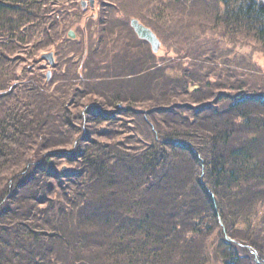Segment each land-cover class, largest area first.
Listing matches in <instances>:
<instances>
[{"label":"trees","instance_id":"trees-1","mask_svg":"<svg viewBox=\"0 0 264 264\" xmlns=\"http://www.w3.org/2000/svg\"><path fill=\"white\" fill-rule=\"evenodd\" d=\"M46 1L0 0V264H165L177 253L181 264H206L211 238L221 236L222 225L235 241L253 248L261 259L258 264H264V243L253 238L257 236L256 224L264 223V199L252 203L263 196L253 187L264 183V155L257 154L260 138H252L255 136L250 129V122L258 124L264 117H259L264 114V92L252 89L254 93L242 101L231 97L229 107L235 116H226L223 124L208 122L204 119L207 114L202 117L199 112L193 114L194 119L172 122L157 145L142 147L114 141L115 130L100 135L93 129L101 127L102 120H113V116L99 112L97 102L104 107L124 103L133 111L152 109L172 115L178 108L167 99L155 102L144 98L148 93V88H143L146 80L142 81L140 72H133L140 61L129 54L132 49L122 48L112 53L115 56L108 63L115 74L97 75L90 64L86 67L92 68L91 72H82L80 86L71 95L66 86L62 98L68 104L64 116L68 127L59 128L62 117L48 107L44 94L39 98L35 88L18 87L21 79L28 78L31 62L20 75L18 68L35 52L49 47L58 56L63 54L59 48L66 41L62 31L66 33L72 21L63 17L47 28L49 25L43 23ZM219 1L227 8L225 17L238 23L264 51V0ZM58 2L64 4V0ZM100 41L101 53L113 48L110 45L122 44L120 40ZM92 45L88 59L97 53ZM84 101L86 105L81 106ZM38 102L44 115L35 122L34 118L40 117L34 110ZM74 103L83 109L81 119L72 115ZM255 106L262 109L256 112ZM209 108L205 106L203 111ZM69 113L73 124L66 121ZM84 120L87 128L80 130L78 124ZM237 121L249 140L237 136L236 141ZM31 125L34 128L25 136L26 127ZM84 132L87 141L81 139ZM18 136L36 142L35 148L22 145ZM50 143L68 153L46 151ZM116 143L125 146L120 150ZM61 158L78 170L62 175L56 169V173L53 167ZM57 176L60 181L77 177L79 183L59 193L52 188ZM46 187L57 192V201L40 196ZM15 196L19 199L14 200ZM181 199L184 209L179 211ZM28 204L24 213L17 211L19 205ZM44 214L46 224L41 221ZM220 240L219 264H249L241 261L242 249L223 237Z\"/></svg>","mask_w":264,"mask_h":264},{"label":"rangeland","instance_id":"rangeland-1","mask_svg":"<svg viewBox=\"0 0 264 264\" xmlns=\"http://www.w3.org/2000/svg\"><path fill=\"white\" fill-rule=\"evenodd\" d=\"M47 2L49 3V7ZM216 3V0H178L176 4L171 0H95L94 9H91L87 5L82 8L78 0H64V4L59 3L58 0H47V9L43 23L46 26L49 25L47 28H52L55 22L63 21V17L66 21H72L73 24L71 25L73 26L69 29L77 31L78 42L71 43L72 41L67 36L68 32L64 33L63 30L62 35L66 41H62L59 47H62L63 54L58 56L56 50L49 47L45 48L43 52H35L27 62L22 63L18 68L20 75L25 66L31 62L26 75L28 78L25 80L21 79L18 83L22 84L18 87L35 88L34 94L39 95V98H41V94L43 93L48 107L54 110L56 115L62 117V121H59V128L60 126L67 128L68 126L64 124V116L68 104L62 98L66 92V86L69 88L68 94L71 95L81 82V78L84 75L82 72H91L90 69L92 68L86 67V65L90 64H93L92 72H95L97 75L104 76V72L107 76L112 73L115 74V69L112 70L108 67L110 58L115 56L112 53L118 49L119 52L122 48L127 49L128 45H133L134 43L130 42L128 38L120 36L121 39L125 38L122 40L121 45H110L113 48H108L109 51L105 50L101 53L102 42L100 40L104 42H107V40H117L115 37L109 35V30L113 29L115 33L119 23L121 24L122 22L126 26L129 23V17L136 16V18H140L143 25L155 32L161 42L160 49L155 57L150 55V50L147 46H145L146 53L141 49L143 51L141 56H145V60L142 64L137 65L135 71H133L134 74H137V72H141L145 68L144 73H142V81L146 80L143 88H148V93L145 94L144 98H150L151 100H155V102L167 99L172 107L175 104L179 106L172 115L166 111L156 112L152 109L143 112L133 111L124 103L104 107L97 102L96 104L100 109L99 112L109 113V115L113 116V120L109 121L110 123H104L102 120L101 127L93 126L95 133L101 132L100 135H105V133L109 134L112 130H115L116 132L112 136L114 141L125 142L130 145H137L138 143L142 147H149L150 145H157L158 139L162 141V138L159 136L165 133V129L168 131L173 126L172 122L188 118L194 119L195 115L193 114L199 112L200 116L207 114L204 117L206 121L223 124L226 116H235L229 107L233 101H230L229 97L236 98L240 92L245 94L254 93L257 90V93L259 91L264 92V51L250 35L245 34L242 27L237 25L238 23H232L230 19L218 14V10L215 7ZM117 18L121 22L117 21ZM96 19H98L97 24L101 23L103 25L102 21L104 20L110 26H94L92 23L96 24ZM94 29L97 30L95 31L93 47H95L97 53L95 56L87 59L89 58L85 53L87 38L83 40L82 38L83 34L87 35L89 31L91 32ZM90 38L92 44L93 38L92 36ZM46 53H52V65H48L41 58ZM83 67H86L87 70L84 71ZM73 76L77 78L75 81ZM35 78L40 81H36ZM168 79L173 81V84ZM120 80H111V82L116 83ZM185 82L188 84L185 85ZM193 85H198L195 93L192 91ZM252 89L255 90L253 91ZM220 94L225 96L218 97ZM203 99L209 100V107L211 108L207 111L200 110L195 113V107L198 105H200L198 107H201L202 104H206L207 102L200 104H194L193 102H200ZM85 103L84 101L81 106H85ZM81 106H76L75 103L72 104V115H79V118H82L84 112ZM144 107L135 108L143 109ZM258 109L262 108L255 106L254 110L256 112H258ZM34 110L40 116L34 118V121L37 122L44 115V112H41L43 111L42 104L38 102ZM214 114L216 115L214 116ZM261 116H264V114L259 115V117ZM254 117L256 118L255 115ZM228 119H231V117H228ZM260 120V123L256 122L258 124L250 122L251 134L255 136L252 138H260V143L256 144L257 148H261L259 153H257L259 156L264 155V142L262 144V141H264V117ZM66 121L69 124H73L74 119L71 113L67 116ZM86 122L84 120L80 122L81 124H78L80 125V130L87 128ZM238 124L239 122L237 121L235 125H237L239 132L235 135L236 141L239 138H243L245 141L249 140L251 137H246V133L240 132ZM33 128L34 125L27 126L23 134L29 136ZM104 128L106 130H103ZM85 137L86 133L84 132L81 134V139L87 141ZM101 137L105 139V136ZM129 137H132V139H129ZM18 140L28 148H35L36 142H31L30 139L24 136H18ZM100 141L104 143V140ZM86 145H89V143ZM115 146L121 150L125 145L123 143H116ZM50 147L46 151L54 149L55 152L68 153L65 148L54 147V143H50ZM74 148L78 150L75 142ZM50 154V152L46 153V155ZM262 161L264 162V159ZM28 167L29 165L26 169ZM53 168L56 173L59 170L62 175H67L71 171L76 172L78 170L73 164L67 163L65 158L57 161ZM67 170L70 172L65 173ZM47 175L48 177L50 176L49 174ZM76 178L72 177V179H69L70 181H60L62 178L57 176L55 180L56 186L52 188L59 193L65 190V188L71 190L73 184L79 183V179ZM177 178L178 172L174 175V179L176 180ZM173 185L175 186L174 182ZM254 188L256 189L255 193L262 192L263 194V196L257 197L252 201L253 204H257L260 200L264 199V183L261 185L257 183ZM54 190L50 191L46 187L40 196H44L48 201L55 202L58 199V195ZM176 195H179V193H176ZM17 199H19L18 196H15L14 200ZM183 203V199H181L182 206L178 208L179 211L184 209ZM174 205H178V203ZM28 206L30 204L25 206L19 205L17 211L24 213V209L27 210ZM173 207L177 208L178 206ZM38 216L41 215L38 214ZM119 216L122 217L121 214ZM254 216L256 219L257 216ZM44 219H46L45 214L42 215L41 221L44 222ZM44 223L46 224V222ZM250 226H254V222ZM256 227L257 236L253 235V238L264 243L263 221L257 223ZM222 228L223 233L221 236H212L211 238V240H214L212 246H209L210 255H208L206 264H219L220 256L217 250L222 249L218 243L222 237L225 242L233 244L239 250L242 249L240 256L241 261H244V263L258 264L261 262V259H259L258 255L256 256L253 248L241 245L228 235L223 225ZM250 238L251 235L247 234L246 239L250 240ZM203 242H206L205 245L208 243L207 240H203ZM44 246H50V242L44 244ZM181 260L177 253V255L169 257L165 264H181ZM186 264L193 263L189 261Z\"/></svg>","mask_w":264,"mask_h":264},{"label":"water","instance_id":"water-1","mask_svg":"<svg viewBox=\"0 0 264 264\" xmlns=\"http://www.w3.org/2000/svg\"><path fill=\"white\" fill-rule=\"evenodd\" d=\"M88 1L90 3V6H92L94 3V0H88ZM131 26L134 29V31H135V33L139 39H142V40L149 42V44L151 45L152 50L154 52H156L158 50L159 42L150 30L143 27L136 20L131 21ZM44 58L48 59L50 61V63L52 62L51 55H45Z\"/></svg>","mask_w":264,"mask_h":264},{"label":"bare ground","instance_id":"bare-ground-1","mask_svg":"<svg viewBox=\"0 0 264 264\" xmlns=\"http://www.w3.org/2000/svg\"><path fill=\"white\" fill-rule=\"evenodd\" d=\"M141 76H142V74H141ZM245 260H247V259H245Z\"/></svg>","mask_w":264,"mask_h":264}]
</instances>
